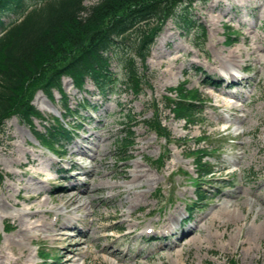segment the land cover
Returning <instances> with one entry per match:
<instances>
[{"label": "rangeland", "instance_id": "obj_1", "mask_svg": "<svg viewBox=\"0 0 264 264\" xmlns=\"http://www.w3.org/2000/svg\"><path fill=\"white\" fill-rule=\"evenodd\" d=\"M190 14L194 21L190 31L179 18L167 20L143 66L137 61L144 75L139 94L124 87V73L115 59L111 70L118 83L106 96L88 79L87 92H81L70 78H62V91L72 109L82 98L89 104L86 110L80 109L77 138L67 145L61 164L35 137V131H43L45 121L36 118L31 125L13 116L6 122L0 137V170L5 175L0 188V250L5 258L0 257V263L40 264L38 249H46L58 259L54 264H264V234L251 244L246 237L248 244L239 246L241 234L234 230L229 235L215 221L219 205L235 202L241 193L242 198L254 202L251 213L247 207L243 209L239 222L243 228L250 226L253 211L260 208L253 194L264 195V181H256L264 177V0H206L194 4ZM5 21L10 23L12 17ZM228 29L235 36L231 42ZM230 56L235 60L231 70L226 64ZM207 76L223 82L212 87L214 83L206 84ZM227 81H240L238 87L246 88H227ZM179 85L189 91L196 89L202 100V113L195 125L175 119L163 104L164 95L175 97L168 90ZM223 87L236 90L243 110L231 113L223 104L228 95L216 97L214 90ZM52 95L50 98L39 89L33 98L49 121L59 118L62 111L59 92ZM154 101L171 133L169 142L142 122L152 115L148 105ZM128 113L134 116V144L121 160L116 141L124 134ZM201 135L210 143H198ZM214 143L220 148L207 160L219 182L202 183L205 188L215 187L188 221L182 222L197 193L192 183L195 155L188 152ZM79 147L87 153H78ZM159 158L164 159L162 165L153 162ZM72 164L77 170L67 176L58 171ZM88 185V195L79 196L86 207L75 210L70 205L72 195ZM73 222L85 232H78ZM161 230L167 234L161 235ZM61 232L66 237L54 241ZM153 235L162 238L150 240ZM232 235L236 237L232 239Z\"/></svg>", "mask_w": 264, "mask_h": 264}, {"label": "trees", "instance_id": "obj_2", "mask_svg": "<svg viewBox=\"0 0 264 264\" xmlns=\"http://www.w3.org/2000/svg\"><path fill=\"white\" fill-rule=\"evenodd\" d=\"M205 1L99 0L85 5V0H0V137L13 116L31 125L38 118L46 124L43 131H35V137L52 151L63 150L73 135L67 116H77L79 107L83 108L88 101H78L79 107L72 109L62 91V78H70L81 92H87L84 86L88 79L99 94L106 96L118 83L111 70L115 59L124 73V87L134 95L139 94L144 75L137 61L143 66L167 20L179 18L190 31L194 23L190 11L194 4ZM7 17H12L10 23L5 21ZM227 35L230 42L234 40L231 30H227ZM205 81L214 83L208 77ZM39 89L50 98L54 91L59 92L61 118L53 117L49 121L33 104ZM168 91L174 92L175 97L164 95L163 104L173 117L187 125L196 124L202 112L197 90L189 91L179 85ZM148 106L152 115L143 119V124L158 138L171 141V133L161 121L158 103L154 101ZM126 118L124 134L116 141L121 160L134 144L131 125L134 116L128 113ZM199 140L204 142L206 137ZM209 151L197 147L188 152L195 155L194 184L198 196L194 206L208 193L201 183L211 177V167L204 160ZM163 161L159 158L153 162L162 165ZM4 178L0 170V188Z\"/></svg>", "mask_w": 264, "mask_h": 264}, {"label": "bare ground", "instance_id": "obj_3", "mask_svg": "<svg viewBox=\"0 0 264 264\" xmlns=\"http://www.w3.org/2000/svg\"><path fill=\"white\" fill-rule=\"evenodd\" d=\"M256 50V49H255ZM259 54V53H258ZM261 54V53H260ZM259 54V55H260ZM232 56H235L234 54H232ZM232 56H230L229 60L226 61L227 65L229 66L230 70L232 67H234V58H232ZM240 56V55H239ZM237 61V60H236ZM223 70L226 71L229 75L234 76V74H232V72H229L228 67H224L223 66ZM222 81V80H221ZM239 81H227V85L226 87H229L230 84H235L238 83ZM218 88V87H217ZM233 91H230L229 89H226L225 87L220 88L218 90H214V94L216 95V97H222L226 95H230L233 94ZM224 105H226L227 107L232 108L233 106L236 105H240L238 103H235L234 100L230 99L227 100L225 103H223ZM221 106V105H220ZM228 121V120H227ZM222 129V128H221ZM229 129V128H228ZM79 152L80 154H86L87 151L83 149V147H79ZM226 167V166H225ZM262 167V166H261ZM94 170V169H93ZM88 171H85V173H87ZM125 175V174H124ZM136 176V175H135ZM71 177V176H70ZM134 177V176H133ZM135 179V178H134ZM139 180V179H138ZM256 181L261 184L264 181V177L262 176L261 178H257ZM135 182V181H134ZM74 186V185H73ZM117 186V185H116ZM260 186V185H259ZM75 187V186H74ZM109 188V187H108ZM90 188L89 185L86 187V189L79 191L78 194H74L72 195L71 199L72 201H70V205H74V209L75 210H79L81 208H83V206L86 207V205L82 204L80 202V194L82 193H86L85 195H88ZM261 191V190H260ZM232 194V193H231ZM227 196H231L229 193H226ZM251 195V194H250ZM28 196V195H27ZM30 196V195H29ZM32 196V195H31ZM236 201L233 203H229V202H223L222 204L219 205V207L217 208L216 214H217V218L215 219V221H217L219 223L218 226H224L225 232L227 231L229 233V235H231L234 230H237L240 234H241V238L239 240V246H245L248 244V239L246 237H249V239H251V242L256 241V239H261L262 235L264 234V195L263 194H258L257 192L255 194H253L255 201L259 200L260 201V208L257 210H254L253 212L254 214V221L250 226H247L246 228L242 227V223L239 224V222L241 221V216H242V212L244 214L243 209L246 208L248 211L247 213H251L253 206H254V202L252 201H248L247 199H245L244 197L242 198V194L240 193L239 195H236ZM33 197V196H32ZM38 197V196H37ZM246 197V196H245ZM252 197V196H251ZM26 198V196H25ZM28 199V198H27ZM32 200V199H31ZM78 200V201H77ZM90 213V212H89ZM72 218V220L74 219H78L79 217H73L70 216ZM216 218V217H215ZM244 219V218H243ZM260 219V220H259ZM247 220V219H246ZM69 222L72 223V221L70 220ZM169 222V221H168ZM243 222V221H242ZM131 223V222H130ZM235 226H239V227H230V225H234ZM30 225V224H29ZM28 225V226H29ZM32 225V224H31ZM33 226V225H32ZM35 226V225H34ZM39 226V225H38ZM131 226V225H130ZM161 226H164L163 224ZM244 226V225H243ZM31 227V226H30ZM67 227H69V225H67ZM134 227V226H133ZM168 228V227H167ZM22 229V228H21ZM34 229V228H33ZM29 228H25V231H29ZM233 230V231H232ZM22 231V230H21ZM235 231V232H237ZM242 231V232H241ZM165 231L161 230L160 233L161 235H165L167 234L166 232L163 233ZM191 232V231H189ZM23 233V232H22ZM187 233V232H186ZM28 234V233H27ZM169 234L173 235L174 232H169ZM218 235V234H217ZM216 236V235H215ZM65 233L61 232L56 238H54V241L56 240H63L65 238ZM210 237V236H209ZM212 237V236H211ZM236 237V235H232L231 238L234 239ZM162 237H160L159 239H161ZM264 238V237H263ZM228 240V239H227ZM236 242V241H235ZM256 244V243H255ZM254 246V245H253ZM109 251V250H108ZM248 251V250H247ZM1 254L0 257L5 258V254H2L4 252L3 249L0 250ZM68 252H74L73 249H68ZM109 253V252H108ZM7 259L9 255H6ZM254 257V256H253ZM263 257V256H262ZM13 260V259H12ZM20 259H18L19 261ZM1 261V260H0ZM7 262V261H6ZM0 264H3L0 263ZM7 264H12L11 261L9 260V263Z\"/></svg>", "mask_w": 264, "mask_h": 264}]
</instances>
